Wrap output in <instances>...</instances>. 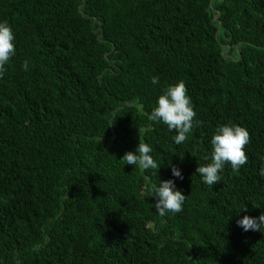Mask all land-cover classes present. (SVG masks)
Masks as SVG:
<instances>
[{
	"label": "trees",
	"instance_id": "1",
	"mask_svg": "<svg viewBox=\"0 0 264 264\" xmlns=\"http://www.w3.org/2000/svg\"><path fill=\"white\" fill-rule=\"evenodd\" d=\"M2 21L0 264H264V231L237 224L264 212V0H0ZM179 81L203 121L181 145L149 119ZM226 123L248 160L210 187L196 168ZM140 139L159 170L121 162ZM166 179L187 198L161 216Z\"/></svg>",
	"mask_w": 264,
	"mask_h": 264
},
{
	"label": "clouds",
	"instance_id": "2",
	"mask_svg": "<svg viewBox=\"0 0 264 264\" xmlns=\"http://www.w3.org/2000/svg\"><path fill=\"white\" fill-rule=\"evenodd\" d=\"M16 53L15 33L7 21L0 22V79L7 71L5 65ZM25 70L28 68L27 61L24 62ZM151 82L155 85L159 83V77L153 76ZM196 111L187 94V87L183 81L168 85L156 103V107L150 113L149 119L160 121L165 124L170 131L176 135L173 137L177 145L183 144L188 134L194 127L203 125V121L198 120ZM211 156L205 157L210 162L196 168V173L200 174L203 183L213 186L221 182L220 173L224 166L230 165L234 173H239L240 169L247 163L246 145L251 143L249 131L239 124H222L217 126L211 138ZM152 148L149 144L140 139V143L135 152L128 151L121 158L124 165H133L142 171L159 170L160 165L151 155ZM193 154V153H192ZM194 155V154H193ZM262 165L260 176L264 178V157L261 158ZM153 174H156L155 171ZM172 175L183 180L181 170L172 166ZM151 196L156 197L155 208L159 215L168 213L176 214L183 210L186 200L184 193L176 187L175 181L166 179L160 181L159 186L152 185ZM246 210V206L240 208ZM238 210V211H239ZM245 232L264 231V212L259 217L245 215L237 220Z\"/></svg>",
	"mask_w": 264,
	"mask_h": 264
},
{
	"label": "water",
	"instance_id": "3",
	"mask_svg": "<svg viewBox=\"0 0 264 264\" xmlns=\"http://www.w3.org/2000/svg\"><path fill=\"white\" fill-rule=\"evenodd\" d=\"M220 15V13L218 14V16Z\"/></svg>",
	"mask_w": 264,
	"mask_h": 264
}]
</instances>
